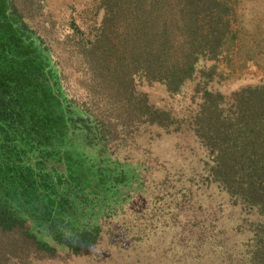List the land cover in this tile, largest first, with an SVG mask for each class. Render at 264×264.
I'll return each mask as SVG.
<instances>
[{
	"label": "trees",
	"instance_id": "16d2710c",
	"mask_svg": "<svg viewBox=\"0 0 264 264\" xmlns=\"http://www.w3.org/2000/svg\"><path fill=\"white\" fill-rule=\"evenodd\" d=\"M96 1L76 102L0 0V264H264V82L212 83L236 0Z\"/></svg>",
	"mask_w": 264,
	"mask_h": 264
},
{
	"label": "rangeland",
	"instance_id": "374dc122",
	"mask_svg": "<svg viewBox=\"0 0 264 264\" xmlns=\"http://www.w3.org/2000/svg\"><path fill=\"white\" fill-rule=\"evenodd\" d=\"M12 1L21 8L18 7L49 49L51 61L59 75L60 92L76 102L83 101L87 94L83 70L76 58L67 53L62 36L74 27L79 30L89 28L99 11L97 1ZM234 9L241 37L240 48L231 59L219 62V76L212 80L218 91L225 96L238 87L264 82V0H236ZM149 91L157 93L156 89ZM70 264L88 262L74 259Z\"/></svg>",
	"mask_w": 264,
	"mask_h": 264
}]
</instances>
